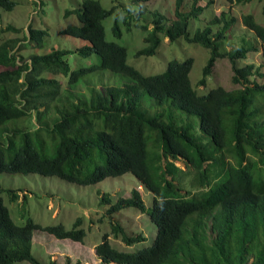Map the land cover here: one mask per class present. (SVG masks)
<instances>
[{
	"label": "trees",
	"instance_id": "1",
	"mask_svg": "<svg viewBox=\"0 0 264 264\" xmlns=\"http://www.w3.org/2000/svg\"><path fill=\"white\" fill-rule=\"evenodd\" d=\"M151 1L110 0L106 8L101 0H84L66 10L64 17L76 23L59 32L82 45L32 54L23 66L19 40L0 43V175L37 174L78 186L133 175L151 193L149 207L134 189L110 212H147L157 236L138 252H124L105 234L96 246L104 264H264V74L253 64L238 66L257 48L243 42L227 49L235 22L227 12L205 23V7L184 11L178 0L169 25L165 14L144 6ZM0 7L12 11L16 3L0 0ZM243 23L264 45L262 24L251 14ZM134 27L145 35L136 58L157 55L167 38L208 50L198 88L191 81L193 56L149 75L130 65L125 40ZM49 36L30 25L23 39L44 49ZM224 57L240 87L207 90V77ZM2 190L15 202L13 189ZM36 231L81 243L86 237L79 221L70 230L32 218L17 225L0 192V264H43L33 254ZM112 232L129 246L146 241L120 224Z\"/></svg>",
	"mask_w": 264,
	"mask_h": 264
},
{
	"label": "rangeland",
	"instance_id": "2",
	"mask_svg": "<svg viewBox=\"0 0 264 264\" xmlns=\"http://www.w3.org/2000/svg\"><path fill=\"white\" fill-rule=\"evenodd\" d=\"M16 7L12 11L0 7V43L6 40L17 41V53L24 59L18 60L19 65H25L30 61V56L35 53L49 52L53 48L75 49L82 45L80 41L69 40L59 34L68 23H76V18L64 17L67 9H75L81 6L84 0H12ZM127 1V0H126ZM178 0H152L145 3L147 10L159 11L165 14L172 24L175 19V10ZM104 7H111L110 0H101ZM209 3V5H207ZM207 5V7H206ZM192 6L204 8L200 15L205 23L212 16H220L227 12L235 18L232 32L227 33L231 45L234 46L253 44L257 51H252L246 60H241L238 66L253 64L256 70L264 74V45L248 30L243 23V17L251 14L264 27V0H252L251 2H229L228 0H183L181 10L189 11ZM145 8V7H144ZM153 18L147 20L151 22ZM153 22V21H152ZM30 25L34 28L48 29L50 36L46 37L44 49L37 48L36 42L24 40L29 37ZM196 26L199 23L195 24ZM13 26L20 33L9 31ZM111 20L107 22L108 39H112L110 32ZM150 24L149 28H152ZM131 37L125 40L128 46V63L144 74H155L164 71L172 59L183 61L189 56L195 58L191 72V81L194 88H198V82L203 77V68L206 66L210 54L201 46L189 45L184 41L180 44H171L167 38L162 43L157 55L136 58V51L144 47L145 35L133 28ZM229 40V39H228ZM25 44L29 46L25 47ZM227 43H224L226 46ZM66 45V46H65ZM232 63L228 58L220 59L212 69V76L207 77V90L216 86H223L229 90L240 87L232 82ZM256 80L261 81L256 77ZM96 87L101 88L100 83ZM205 87L201 86V90ZM85 91H87L85 89ZM177 166L185 169L183 160L176 161ZM2 189H13L17 194L15 202H10L9 196ZM134 189L142 193L146 206L149 207L151 193L140 185L139 181L130 174L117 178H108L103 182L89 186H78L68 183L56 177H43L40 175H0V192L9 208L11 217L17 225H24L29 218L42 226H55L63 224L70 230L79 221L80 228L86 231V237L81 242L70 239H57L43 231H36L33 235V254L43 264L56 262L58 264H104L96 254V246L103 243L105 234L109 235V242L113 247L124 252H138L143 247H148L157 236V226L151 221L148 213H142L137 209L127 208L117 212H110L111 208L120 198L130 197ZM107 196L111 199L109 204H103L102 199ZM81 220V221H80ZM120 224L126 233L132 236L142 234L146 241L129 246L122 241L121 236L116 237L112 228ZM19 264H29L19 263ZM112 264V263H111Z\"/></svg>",
	"mask_w": 264,
	"mask_h": 264
}]
</instances>
